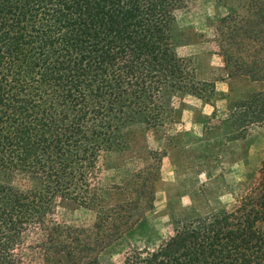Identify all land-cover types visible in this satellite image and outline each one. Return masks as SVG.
<instances>
[{
	"label": "trees",
	"instance_id": "16d2710c",
	"mask_svg": "<svg viewBox=\"0 0 264 264\" xmlns=\"http://www.w3.org/2000/svg\"><path fill=\"white\" fill-rule=\"evenodd\" d=\"M189 1L0 0V264H103L100 251L135 225L127 202L100 198L101 160L125 148L127 128L175 123L185 95L211 103L214 83L177 50L176 13ZM251 8L249 22L264 24V0ZM227 22L216 39L226 69L264 81L224 48ZM224 120L264 127V89ZM149 154L159 175L165 154ZM60 200L93 209L92 225L55 220ZM171 220L160 243L116 264H264V158L230 205Z\"/></svg>",
	"mask_w": 264,
	"mask_h": 264
},
{
	"label": "rangeland",
	"instance_id": "374dc122",
	"mask_svg": "<svg viewBox=\"0 0 264 264\" xmlns=\"http://www.w3.org/2000/svg\"><path fill=\"white\" fill-rule=\"evenodd\" d=\"M251 2L190 0L176 13L179 54L192 58L198 80L211 81L220 88L209 103L214 111L204 115L195 107L192 115L197 122L193 127L181 125L179 116L175 123L162 128L135 124L125 130V148L102 158L100 198L108 204L127 202V214L136 220L121 238L100 251L103 264L121 262L135 246L160 243L170 232L172 216L230 205L238 183L258 170L264 158V127L252 124L243 131L228 126L224 119L231 105L264 89V81L246 74L230 75L216 40L219 19L228 16V22L220 27L224 29V48L235 60L259 72L264 70V62L253 66L254 60L264 59V42L256 39L264 40V24L255 26L249 22H255L257 13ZM234 68L231 63L230 69ZM194 97L185 95L176 106L181 111L195 101ZM151 151L165 154L159 175ZM151 191L154 199L149 208L146 205ZM53 217L60 223L88 227L95 220V211L60 200Z\"/></svg>",
	"mask_w": 264,
	"mask_h": 264
},
{
	"label": "crops",
	"instance_id": "0c3cea01",
	"mask_svg": "<svg viewBox=\"0 0 264 264\" xmlns=\"http://www.w3.org/2000/svg\"><path fill=\"white\" fill-rule=\"evenodd\" d=\"M220 90L217 86L215 87V91ZM195 101L192 102L189 106L187 105L185 108L182 107L179 115V119L181 121V125L185 127H193L197 121H195L194 116L192 115L193 109L195 107H199L204 115H209V113L214 111V106L211 104L205 103L201 101L199 98L194 97ZM187 101V100H184ZM213 109V110H212ZM198 124V123H197ZM165 156V155H164Z\"/></svg>",
	"mask_w": 264,
	"mask_h": 264
}]
</instances>
